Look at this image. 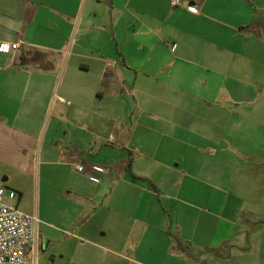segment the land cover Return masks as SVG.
Here are the masks:
<instances>
[{"label":"crops","instance_id":"1","mask_svg":"<svg viewBox=\"0 0 264 264\" xmlns=\"http://www.w3.org/2000/svg\"><path fill=\"white\" fill-rule=\"evenodd\" d=\"M171 1L0 0L30 264H264V0Z\"/></svg>","mask_w":264,"mask_h":264},{"label":"built area","instance_id":"2","mask_svg":"<svg viewBox=\"0 0 264 264\" xmlns=\"http://www.w3.org/2000/svg\"><path fill=\"white\" fill-rule=\"evenodd\" d=\"M180 0H172L171 4L177 6ZM189 11L195 9L188 6ZM25 45L22 37L14 41H3L0 50L3 53L21 51ZM78 170H83L82 164H77ZM15 199L17 192L7 188L0 181V264H30L27 255L31 248L34 253L37 245L39 218L35 213H27L14 203H7L5 197Z\"/></svg>","mask_w":264,"mask_h":264},{"label":"rangeland","instance_id":"3","mask_svg":"<svg viewBox=\"0 0 264 264\" xmlns=\"http://www.w3.org/2000/svg\"><path fill=\"white\" fill-rule=\"evenodd\" d=\"M242 135L246 133V139L251 140V139H259L261 136V132L258 130H252L250 132L247 131H241ZM257 143L255 141L254 144H251L249 147H247L250 152H253V150L257 149ZM241 149H243V147H241ZM241 165H243V163H240ZM255 173H259V171H256Z\"/></svg>","mask_w":264,"mask_h":264},{"label":"snow or ice","instance_id":"4","mask_svg":"<svg viewBox=\"0 0 264 264\" xmlns=\"http://www.w3.org/2000/svg\"><path fill=\"white\" fill-rule=\"evenodd\" d=\"M193 11H195V9H193Z\"/></svg>","mask_w":264,"mask_h":264}]
</instances>
